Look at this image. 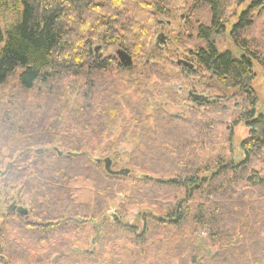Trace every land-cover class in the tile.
<instances>
[{"label": "trees", "instance_id": "trees-1", "mask_svg": "<svg viewBox=\"0 0 264 264\" xmlns=\"http://www.w3.org/2000/svg\"><path fill=\"white\" fill-rule=\"evenodd\" d=\"M246 2L250 5L237 17V9ZM6 4L17 6V16L6 29L0 28V206L9 205L0 222V264H162L164 255L177 264H264V202L257 204L255 197L256 190L264 189V178L254 172V161L261 162L264 172V114H256L258 102L251 88L253 64L264 69V59L260 41L244 36L254 25L252 16L263 12L264 0H0V9ZM179 7L208 12L207 22L195 30L196 38L205 45L189 55L194 86L197 77L204 85L209 75L224 89L235 91L231 99L238 101L237 113L230 128L242 123L249 134L240 143L238 158L228 162L216 152L217 147L219 152L225 148L207 139L206 125L193 128L194 139L182 141L181 146L194 149L200 139L204 140L201 146L208 143L212 157L202 166L190 161L194 159L192 150L191 155L183 156V162L179 156L185 149H172L181 144L172 140L170 127L179 119L169 123L172 119L160 113L167 118L156 119L159 135L154 141L139 131L138 163L127 168L143 169L147 173L143 179L162 173L160 180L174 181L164 184L153 182L151 176L144 179L142 192L136 195L140 203L133 205H148L144 209L147 218L152 206L165 201L164 217L156 222L175 229L172 254L148 241L147 221L140 235L136 228L122 226L119 218L111 219L114 224L108 221L112 210L108 204L116 198L113 189L124 180L109 176L95 161L109 158L113 170L119 171L114 167L115 157L122 148L115 157L111 153L114 147H110L104 152L109 155L106 158L91 159L90 153L95 152L88 142L110 139L111 130L121 122L119 103L109 96V84L100 83L96 74V80L87 76L90 91L84 88L76 96L81 102L69 111L61 83L66 75L84 70L105 73L115 64L111 63L115 58H94L96 43L150 58L149 46L161 18ZM234 16L237 21L230 35L242 52L239 58L218 53L210 43ZM146 64L143 68L149 70L150 64ZM38 86L37 97L29 99L27 95ZM92 91L99 101L94 115ZM171 92L165 88L164 95ZM204 104L225 106L216 101ZM66 117L79 133L65 127ZM130 123L136 129L141 118L134 113ZM158 142L166 148L172 146L171 150L160 148ZM39 149L43 155L34 153ZM205 174L209 176L204 178ZM18 208H27L28 217L22 218ZM13 218L20 223L9 220ZM198 229L216 248L211 257L199 252L194 238ZM71 235V241H63L62 237ZM117 236L129 239L120 242ZM42 245L47 249L32 258L28 248L41 250ZM149 250L156 254L151 256Z\"/></svg>", "mask_w": 264, "mask_h": 264}, {"label": "rangeland", "instance_id": "rangeland-1", "mask_svg": "<svg viewBox=\"0 0 264 264\" xmlns=\"http://www.w3.org/2000/svg\"><path fill=\"white\" fill-rule=\"evenodd\" d=\"M249 5V2L241 5L236 11V16H240ZM16 12V5L8 4L5 8L0 9L1 29H6V27H8L13 22L14 18L17 16ZM257 13L252 16L254 25L251 29L246 31L247 33L244 36L245 39L260 41L263 48L262 58L264 59V10L262 13H260V16H258ZM207 15V10H203L202 12L196 11L195 13L192 11L191 7H179V9L171 10L167 16L161 18L162 24L154 31L149 46V54L152 53V56L149 58L147 54L146 56L137 57V55L132 54L131 57L133 65L130 70H119L120 63L116 56V51L119 50V48L106 47L100 43H96L94 46H99V50L96 52V56L94 58L100 60L106 58H115V62H111L115 64L110 66L105 73H92L91 71L84 70L83 73L76 75H66L63 77L61 83L65 90L64 93L68 101L69 111L75 108L76 104L81 102V100L77 99L76 96H81L80 92L84 88H86L87 92L90 91V87L88 88V85L86 84L88 82L87 76L92 75L94 78V75L96 74L95 76L100 79V83L109 84V96L119 103V115L122 116L120 119L121 122L118 123L113 130H111L112 136L110 139H104L102 141L91 140L88 142L91 149H93L95 152L90 153V158H106L109 155L105 154L104 152L109 150L110 147H114L111 153L112 156L115 157L122 148L121 153L115 157L114 167L119 170L128 169L129 174L127 177H121L124 181L113 189L116 198L113 202L108 204V207L110 206L109 210L112 209L110 213L107 214L109 218L108 221H111L110 223L114 224L112 223L111 219L117 220L119 218L122 226L127 229L136 228V234L138 235H140V233L143 231L147 221L149 227V233L147 236L148 241H153L154 244L161 245L160 248H162V252H172V254H174L173 246L175 245V242L173 239H175V229L168 227L166 224L160 225V223L156 222L157 219L164 217L163 211L166 205L165 201H159V203H156V205L152 206L149 213H146V215H148L147 218L145 217L144 209L148 207V205H141L139 207L133 205L134 203H140L137 202L136 195L137 193L142 192L141 183L144 180L143 175L147 174L143 169L138 167L131 169L127 168L130 166V163H132V165L134 163H138L139 155H136L135 151L139 148L140 144L138 135H140L141 132L139 131H144V134H147L148 137L154 141L156 140L155 137L159 135L157 134V126L159 125L156 124V119L168 117L172 119L169 123H174L175 118H177L179 120H176V122H178L171 124L170 126L173 127V131L170 130L167 125L165 126L170 131H172V140H179L181 143L182 141L189 138L194 139L192 137L196 134H194L193 128L195 129L198 125L201 126L204 124L209 128L206 132L207 139L225 148L224 152H219V147H217L216 152L220 153L222 156H225L228 162L234 161L236 156V158H238L241 153L240 143L245 140L249 134V129H247L242 123L230 128L231 121L237 113L235 104L238 101L236 99H231L232 95L235 94V91L224 89L214 79L209 77V75H207L208 78L203 81L204 85L198 83L199 79L197 77V85H192L191 87L188 86V83L183 81L181 77L175 75L176 72H178V68L174 65V63L178 60L189 62L190 59L191 61V57L189 58L190 52H195L199 47L201 48L205 45L202 41L196 38L195 30L198 25L203 23L205 24L207 22ZM236 16L230 19L227 25H225L223 33L214 35L210 39V43L214 46L218 53L224 54L228 52L233 57L239 58L241 57L242 52L237 49L230 35L232 26L237 21ZM256 16H258V18H256ZM160 36L163 37V40H159ZM146 63L147 65L150 64L149 70L143 68V65ZM253 65L254 82L251 88L256 94L258 102L255 110L257 111L256 114H264V69L260 67L257 62H254ZM88 72L90 75H87ZM94 80L96 79L94 78ZM173 83L183 85L182 87L184 89V93H186L188 90H192L197 94H203L202 96L206 97L208 102L216 101L217 103H220L221 105L223 104L225 106L210 107V104H193L194 102L188 99L187 95L185 94L178 98L176 96L177 93L171 88ZM207 85L209 88H206ZM38 88L39 86L35 90L31 91L27 97L31 100H34L37 97ZM165 88L173 91L174 93L171 92L170 96L164 95ZM203 89L206 91H203ZM90 94L92 96L94 95L93 100L97 96L95 91H92ZM93 100L91 113L94 115L95 106L99 101H96V99L94 101ZM154 103H157L156 106ZM150 104L155 106L154 109L150 107ZM134 113L141 118V126H138L136 129L134 124L130 123V125H128L129 119ZM160 113H164L167 117ZM182 118L184 120H181ZM123 119L125 120L126 124L122 123ZM207 122L210 124V126ZM71 123L73 124V120L66 117L64 122L65 127L71 128L74 134L79 133V130H75L76 128L72 126ZM90 127H95V125L91 124ZM190 130L193 131L190 132ZM189 133H191V135ZM203 141V139L195 141L194 149H192L193 146L189 147V145L181 146L183 142L180 145L174 144L173 147H171L172 149L175 147L176 150H180L181 148L185 149V151L181 153V156H179V160L182 159L183 162H185L184 157L191 155L189 151L192 150L194 159L190 161L193 163L195 160L200 165L206 166V164L209 162L208 160L212 157V153L208 147V143L206 145H200L203 143ZM157 145H159L160 148L164 150H171V147L166 148L161 142H158ZM262 168L263 166L261 162L254 161V172H259L260 176L264 178V172H262ZM150 176L147 175L149 178L152 177L151 180L153 182L158 180L156 178H159V180L164 178L162 173H159L157 176ZM206 176L208 177L209 174L203 175L204 178H206ZM255 193V197H257V204L263 203L264 189L256 190ZM259 196L262 198L259 199ZM25 205L28 206L27 201L25 202ZM3 206H0V212H3L0 216V222L3 220L2 216L4 212L6 213V207L9 205H6V207ZM9 220L13 221L14 223H20V221H17L15 218ZM9 229L10 228L8 227V230ZM197 231L198 232L196 235H194V238L196 239L195 241L197 242L201 256L211 257L216 252V248L212 247L207 242L206 233L204 231L199 229ZM85 236L86 235H83L82 239L85 238ZM107 238L111 239L108 236ZM117 238H119L121 242L122 236H117ZM125 238L126 239L122 238V240L128 241V236H125ZM62 239L63 241H67V239L71 241L72 235L68 238L62 237ZM11 240H15L14 233ZM167 246L171 249H168ZM22 247L26 248L25 245H22ZM11 249L14 248L11 247ZM28 249L29 255L33 258L41 256L43 251L47 249V246L42 245L41 250H38L34 247ZM149 254L153 256L156 254V251L149 250ZM168 260V255H164L162 264H167L168 262L169 264H177L176 260ZM11 264L18 263L13 262Z\"/></svg>", "mask_w": 264, "mask_h": 264}, {"label": "water", "instance_id": "water-1", "mask_svg": "<svg viewBox=\"0 0 264 264\" xmlns=\"http://www.w3.org/2000/svg\"><path fill=\"white\" fill-rule=\"evenodd\" d=\"M99 50V46H94L93 47V55H96V52ZM116 56L117 59L120 63V65H122L124 68H130L133 65V61H132V57L130 55H128L126 52H124L123 50L119 49L116 51ZM148 63V62H147ZM178 64H186L185 62L178 60L177 61ZM191 67V65H190ZM194 100L196 101H203V102H207V98L204 96H194ZM55 152L58 154L59 157L62 156V154L55 150ZM36 155H43L44 151L39 149L36 150L34 152ZM97 164H103L104 166V171L109 175V176H113V177H127V175L129 174V170L128 169H123V170H119V171H114L112 170V162L109 158H106L102 161L96 160L95 161ZM10 164H8L9 166ZM144 179H148V177H145ZM158 183H167V182H173L174 180H156ZM12 206V211H15V205H11ZM17 213L22 217V218H27L28 217V209L27 208H18L17 209Z\"/></svg>", "mask_w": 264, "mask_h": 264}, {"label": "flooded vegetation", "instance_id": "flooded-vegetation-1", "mask_svg": "<svg viewBox=\"0 0 264 264\" xmlns=\"http://www.w3.org/2000/svg\"><path fill=\"white\" fill-rule=\"evenodd\" d=\"M159 40H163V37H161L160 36V38H159ZM96 56V55H95ZM94 56V57H95ZM183 62H185L186 64H183V63H181V64H178L177 62H175L174 63V65L178 68V72H176V76H179V77H181L182 78V80L183 81H186L187 83H188V86H192V85H194V78L192 77V74H193V72H194V68H193V66H192V64H190V63H188V62H186V61H183ZM147 65V64H146ZM190 65H191V67H190ZM183 83V82H182ZM183 85H178V84H176V83H173L172 84V86H171V88L178 94V95H180V97L182 96V95H187V97H188V99H190L191 101H193L194 103L193 104H204V103H207V102H203V101H196V100H194L195 98H194V96L195 95H197V96H202L203 94H197V93H195V92H193L192 90H188L186 93H184V89H183V87H182ZM156 104L157 103H154V105L156 106ZM153 104L151 105L150 104V107L152 108V109H154V106Z\"/></svg>", "mask_w": 264, "mask_h": 264}, {"label": "bare ground", "instance_id": "bare-ground-1", "mask_svg": "<svg viewBox=\"0 0 264 264\" xmlns=\"http://www.w3.org/2000/svg\"><path fill=\"white\" fill-rule=\"evenodd\" d=\"M199 189V188H198ZM106 219V218H105ZM105 219H103V220H105Z\"/></svg>", "mask_w": 264, "mask_h": 264}]
</instances>
